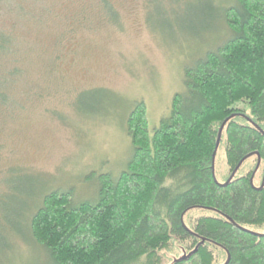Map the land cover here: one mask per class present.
Masks as SVG:
<instances>
[{
    "label": "rangeland",
    "instance_id": "rangeland-1",
    "mask_svg": "<svg viewBox=\"0 0 264 264\" xmlns=\"http://www.w3.org/2000/svg\"><path fill=\"white\" fill-rule=\"evenodd\" d=\"M153 1L0 0V32L11 42L0 75L20 70L0 106V264L48 263L27 224L43 194L91 199L101 175H119L133 152L126 123L135 105L144 103L153 131L184 90L185 66L228 35L204 16L207 0ZM214 174L231 178L224 134ZM246 174L264 186V160L248 157L233 176ZM250 228L264 235V221ZM182 243L173 238L160 264L185 255Z\"/></svg>",
    "mask_w": 264,
    "mask_h": 264
},
{
    "label": "trees",
    "instance_id": "trees-1",
    "mask_svg": "<svg viewBox=\"0 0 264 264\" xmlns=\"http://www.w3.org/2000/svg\"><path fill=\"white\" fill-rule=\"evenodd\" d=\"M203 5L228 35L185 66L184 90L153 131L144 103L135 105L126 168L101 175L91 199L48 190L32 212L29 232L47 264H160L173 238L187 252L171 264H264V235L250 228L264 221V186L250 174L233 176L248 157L264 160V0ZM10 43L0 32V53ZM14 68L1 72L0 106L9 104ZM223 134L231 178L219 183L214 159Z\"/></svg>",
    "mask_w": 264,
    "mask_h": 264
}]
</instances>
